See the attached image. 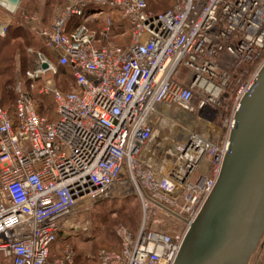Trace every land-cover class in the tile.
<instances>
[{
	"label": "built area",
	"instance_id": "2783aa9c",
	"mask_svg": "<svg viewBox=\"0 0 264 264\" xmlns=\"http://www.w3.org/2000/svg\"><path fill=\"white\" fill-rule=\"evenodd\" d=\"M34 31L54 58L34 52L13 112L0 106V264H76L75 250L56 244L77 204L131 195L137 229L117 226L119 249H99L97 264H174L264 65V0H175L162 13L146 0H66ZM37 97L51 99L52 118Z\"/></svg>",
	"mask_w": 264,
	"mask_h": 264
},
{
	"label": "water",
	"instance_id": "95a60500",
	"mask_svg": "<svg viewBox=\"0 0 264 264\" xmlns=\"http://www.w3.org/2000/svg\"><path fill=\"white\" fill-rule=\"evenodd\" d=\"M263 234L264 65L240 102L214 189L174 264H248Z\"/></svg>",
	"mask_w": 264,
	"mask_h": 264
},
{
	"label": "rangeland",
	"instance_id": "374dc122",
	"mask_svg": "<svg viewBox=\"0 0 264 264\" xmlns=\"http://www.w3.org/2000/svg\"><path fill=\"white\" fill-rule=\"evenodd\" d=\"M43 1L44 0H41V2ZM51 1L52 3L54 2V4L57 1L59 4H61V0H50V2ZM154 3L160 4L161 6L165 5L163 8L166 9L174 3V0H150V7L153 6ZM163 8L161 10H163ZM21 13V11L17 12L13 23L17 24V20L19 17L21 18ZM26 68H28V66H26L25 69ZM24 70L21 69L19 62L17 61L13 69L15 77L19 78ZM181 71L183 74L182 76L187 75L184 70ZM182 76H175L174 80L181 83ZM249 77L250 75L245 77V80H247ZM54 79L56 85L61 86L62 89L70 88L69 81L67 82L65 78ZM42 110L45 116L49 118L53 117L52 103L46 101L42 105ZM208 165L209 160L206 157L202 160L194 180H196L199 176L206 174ZM140 215L141 211L139 201L134 195L128 197H118L115 199H107L103 201L90 199L86 202L79 203L75 207L74 211V217L76 218L75 227H73L71 231L67 233V238H69L67 242L68 244L63 245V247L70 246L78 252L83 253L84 256L90 259L95 256V252L100 248L116 249L118 245L115 238V228L120 225L130 228L129 230L135 231L140 220ZM63 238L64 237H61L60 240ZM61 246L59 245V247ZM87 264H91V262H87Z\"/></svg>",
	"mask_w": 264,
	"mask_h": 264
},
{
	"label": "trees",
	"instance_id": "16d2710c",
	"mask_svg": "<svg viewBox=\"0 0 264 264\" xmlns=\"http://www.w3.org/2000/svg\"><path fill=\"white\" fill-rule=\"evenodd\" d=\"M149 1L150 0H146L150 10L153 13H162L169 9V8L165 9L163 8L165 5L161 6L160 4L157 3L156 4L154 3V5L150 7ZM53 3L52 1L50 2V0L46 1V5L47 4L51 5ZM162 8L163 10H161ZM20 23L21 21L19 17V19L17 20V24L12 23L6 29L5 38L0 40V106L3 109L8 110L10 113L13 112V106L15 102V93L13 89H14L15 81L17 79L14 75L13 69L17 61L19 62V65L21 66L22 70H24L25 67L28 66V68H26L20 76H22L25 71L34 69L35 55L34 52L29 53L28 50L39 49V45L37 44V42L33 40L32 36L29 33V30L27 28L25 29L22 25H20ZM116 43L120 44L119 41H116ZM40 45L42 44L40 43ZM57 78L58 79L65 78V80L68 82L69 76L67 70H65L64 68H59V75ZM57 87L62 91L67 90V89H62L61 86H57ZM46 101L51 103V99L37 97V102L39 104V112L42 116L44 115L42 110V105ZM115 238L118 245L116 249H109V248H100V249H106L112 251L118 250L120 247V243L116 235ZM68 240L69 238L67 237L60 240L56 244L57 251H59L60 250L59 248H62L63 245L68 244L67 243ZM59 245L62 246L59 247ZM75 252H76V256H75L76 264H87V262H91V264H97L96 252H95V256H93V258L91 259L84 256L83 253H80L77 250H75Z\"/></svg>",
	"mask_w": 264,
	"mask_h": 264
},
{
	"label": "crops",
	"instance_id": "0c3cea01",
	"mask_svg": "<svg viewBox=\"0 0 264 264\" xmlns=\"http://www.w3.org/2000/svg\"><path fill=\"white\" fill-rule=\"evenodd\" d=\"M7 2H10V1H7ZM60 3L61 4H59V2L57 1L55 4L53 3L51 5H48V4L46 5L45 0L43 2H41V0H19L17 4H14L16 6V11L14 12V14H9L7 13V11L0 9V25H7V28H8V26H10L13 23L14 18L17 15L18 11H21L22 13H25L27 15H32V14L37 15L39 17V21L36 25H34L30 21L24 20L22 18V13H21L20 25H22L25 29L27 28L29 30L33 40L37 42V44L39 45V49H36V50L29 49V50L33 52H37V51L45 52L53 60L54 58L53 55L43 50L42 45H40L41 41L34 31V27L35 26L36 27L47 26L55 15L56 7L64 6V4L66 3V0H61ZM102 23H103V19H100L98 21V25H101ZM3 38L0 37V40ZM248 264H264V235L262 239L259 241V243L257 244V246L255 247V249L253 250L249 258Z\"/></svg>",
	"mask_w": 264,
	"mask_h": 264
}]
</instances>
